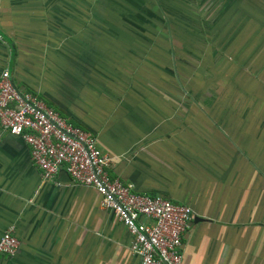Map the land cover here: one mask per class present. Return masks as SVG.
<instances>
[{
  "label": "crops",
  "instance_id": "1",
  "mask_svg": "<svg viewBox=\"0 0 264 264\" xmlns=\"http://www.w3.org/2000/svg\"><path fill=\"white\" fill-rule=\"evenodd\" d=\"M112 1L0 0V72L93 133L112 176L206 219L181 264H264V0ZM9 225L0 264L138 263L94 188L43 181L0 129Z\"/></svg>",
  "mask_w": 264,
  "mask_h": 264
},
{
  "label": "built area",
  "instance_id": "2",
  "mask_svg": "<svg viewBox=\"0 0 264 264\" xmlns=\"http://www.w3.org/2000/svg\"><path fill=\"white\" fill-rule=\"evenodd\" d=\"M0 129L19 137L43 181L62 169L78 185L94 188L99 206L110 211L129 236L137 264H181V241L192 209L158 194L140 193L109 173L112 157L96 146L93 133L73 124L33 92H19L8 69L0 72ZM18 240L12 226L0 235V257L13 256Z\"/></svg>",
  "mask_w": 264,
  "mask_h": 264
},
{
  "label": "rangeland",
  "instance_id": "3",
  "mask_svg": "<svg viewBox=\"0 0 264 264\" xmlns=\"http://www.w3.org/2000/svg\"><path fill=\"white\" fill-rule=\"evenodd\" d=\"M109 1L112 2L114 5H116V4L114 3V1H112V0H109ZM123 3H124V4H123ZM128 4H130V1H129V0H125V1H123V2L121 3L120 8L124 9V8H125V5H128ZM154 22H156V20H155Z\"/></svg>",
  "mask_w": 264,
  "mask_h": 264
},
{
  "label": "water",
  "instance_id": "4",
  "mask_svg": "<svg viewBox=\"0 0 264 264\" xmlns=\"http://www.w3.org/2000/svg\"><path fill=\"white\" fill-rule=\"evenodd\" d=\"M192 221L195 223V222H198V221H206V219L194 216Z\"/></svg>",
  "mask_w": 264,
  "mask_h": 264
}]
</instances>
